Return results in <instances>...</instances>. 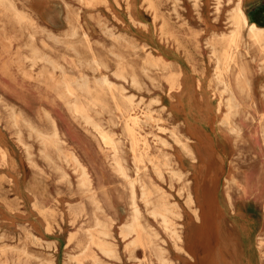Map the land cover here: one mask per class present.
Instances as JSON below:
<instances>
[{
	"label": "rangeland",
	"instance_id": "1",
	"mask_svg": "<svg viewBox=\"0 0 264 264\" xmlns=\"http://www.w3.org/2000/svg\"><path fill=\"white\" fill-rule=\"evenodd\" d=\"M7 1L13 2L15 9L11 4H0V264H145L141 252L136 258L129 257L124 250L126 238H120L119 225L128 217V208L119 199L124 187L113 181L115 174L102 156L108 148H98L96 129L85 133L83 125L70 118L47 77L52 70L59 76L61 67L67 73L80 69L92 85V78L102 72L117 87L121 83L113 75L117 63H123L127 70V65L132 66L140 79L141 89L126 84L125 91L142 110L151 109L154 119L139 133L160 164L166 162L162 181L155 178L148 161L144 170L170 195L169 202L178 205L179 217L173 221L186 240L181 248L194 260L181 263L185 258L171 250L170 241L143 208L141 222L164 240L163 246L175 264H264V39L251 41L244 27L237 47L230 48V74L239 103L232 120L240 127L238 136L219 125L215 113L219 87L211 78L213 61L209 58L213 56L208 42L233 27L226 18L236 0H220L217 13L215 0ZM241 6L248 20L264 28V0H241ZM14 11L30 14L34 19L31 25L28 20H17ZM162 18L167 20L163 30ZM32 53L38 57L44 54L41 58L48 62L28 66L25 58ZM147 54L156 62L159 57L166 60L168 70L149 65L148 76L142 74ZM93 55L109 69L92 64ZM25 71L31 76L26 77ZM97 92L103 102L88 113L101 128L115 130L117 146L126 157L131 145L141 143L134 132L124 131L109 92L102 87ZM10 108L43 134L51 130L44 120L46 112L50 113L59 126L64 149L83 153L93 183L100 185V200L115 209L109 218L99 217L100 221L107 223L118 217L120 223L114 221L96 232L90 199L78 194L75 178L73 184L67 183L69 178L62 181L52 164L38 156L35 131L21 123V138L33 145L34 165L25 159L17 141V127L11 125ZM137 116L143 119L140 112ZM176 137L186 143L188 154L179 150ZM131 158H126L128 165ZM168 167L181 172V178H171ZM67 171L71 174L70 168ZM181 187L182 195L177 197ZM207 189L211 194L203 201ZM185 192L191 196L189 207L182 204ZM105 212L104 208L102 215ZM104 231H108L110 242L119 244V258L98 254L97 263H93L92 257L81 256L80 245L89 238L88 232L98 241ZM139 241L145 254L159 244L144 233Z\"/></svg>",
	"mask_w": 264,
	"mask_h": 264
},
{
	"label": "bare ground",
	"instance_id": "2",
	"mask_svg": "<svg viewBox=\"0 0 264 264\" xmlns=\"http://www.w3.org/2000/svg\"><path fill=\"white\" fill-rule=\"evenodd\" d=\"M143 1H149V0H142V3ZM18 2L20 1L18 0ZM214 2L215 4L213 9L217 13L220 10L219 7L220 0H215ZM0 4L3 5L6 4L9 7L11 4L13 6V2H8L7 0H0ZM13 7L15 9V6ZM13 7L11 8L12 10ZM234 7L235 8L231 11L230 15L228 17L226 16L227 22L232 24L233 27H230L228 32L221 33L219 38H215V39L211 38L210 39L211 41L210 43L208 42V44H210L211 46L210 56H213L212 58H209L210 60L212 59L213 61L212 69H211V73H212L211 78L215 86L219 87L218 89L219 101L215 112L216 118L220 126H222L223 128H227L228 130L234 132L238 136L240 127L237 125V122L235 120H232L233 115L236 113L239 107V103L236 97L235 89H233L234 86L231 80L233 74H230L231 72H230L229 62L230 60H232L230 48L237 47V44L240 40L241 31L244 27L247 30V37L255 43L262 41V39H264V28L259 27L257 23L248 20L243 7L241 6V0H236ZM14 17H16V19L19 21L28 20L30 25L34 20L30 14L24 15L16 11H14ZM130 21H132L133 24L137 23L133 19ZM166 24H167V20L165 18H162L160 29L162 28L163 30V27L166 26ZM73 32H75L74 29L72 30V36H74ZM51 37L50 38L52 40L54 36ZM54 39L56 38L54 37ZM119 39H121L122 42L126 44L129 43L123 37H119ZM55 42L56 40H54V43ZM30 45L33 47L34 42L33 45L32 44ZM216 45L217 46L220 45V47L217 48ZM29 50H30L29 53H31L32 49L30 48V46H29ZM36 52L38 53V50ZM40 55H42L41 57L45 56L42 53ZM41 57L36 56V53H32V55L26 57L25 60L29 62L28 66L30 65V67H33L39 61H42V63L43 61H46L47 58L43 59ZM145 58L146 59L141 68L142 74L148 76L146 72L149 68V65H154V66L160 65L159 66L160 68L168 70L166 68V64H164V62L166 63V60H164L163 58L159 57L157 59L158 62L153 61L154 59H152L149 54H147ZM90 60L92 64H94L96 67L102 66L103 69H109V66L107 64L101 65L99 63L98 59H96V55H93L90 58ZM47 62L48 60L45 63ZM127 67L128 70L126 69V66L123 63H117L116 69L113 71V75H115L118 79L121 80V83L117 85V87L112 81H109L108 76L102 72H100V77L94 76V78H92L93 79L92 85H90V79H89L90 77L87 76L80 69H77L76 72L74 73L73 72L67 73L66 69L61 67L60 70L58 69L59 76L53 74L52 72L53 70H52V71H48L47 77L52 82L53 88L56 89L58 98L61 101H63L65 105V109H67V111L69 112L70 118H72V120H74L76 124L81 126L83 125L82 127L86 129L84 130L85 133L91 131L92 129H96L98 148H100L101 150L102 148H108L107 153H103L102 156L105 158L111 173L115 174L113 181L122 184L124 187V191L120 193L119 199H123V201H125V205L128 208V217L125 219V221H123L121 225H119L120 227L119 231H120V238L123 239L126 238V241H123V243L125 244L124 250L127 252L129 257L136 258V254L141 252L146 257L145 264H175V261L172 260L168 254L169 251H167V249L163 246L164 240H161L160 238L157 237L158 233L154 229L148 227V225L144 226V224L141 222V218L143 217V211H142L143 208V210H145V212H147L150 215L152 221H155L156 224H158L162 235L168 238V240L170 241L171 250L173 252L181 254L182 257L185 258L184 261L182 258L181 263H184L186 260L189 261L194 260L193 255H190V253H186L181 248V243L182 242L185 243L186 240L180 237L179 231L176 227L177 224L175 221H173L175 218L179 217L178 205H176V202L174 203L169 202L170 195L164 189H161L159 186H156L153 179H151L149 174L146 173V170H144L145 162L148 161L151 166V172L154 174L155 178L162 181L163 179L162 166L166 167V162L164 161L161 162L160 164L158 158L156 156H153L149 152L148 149L149 146L146 140H144V138H142L141 134L139 133L143 129L144 125H147L148 124L147 122L153 120L154 118L151 116V109L149 107L143 108L142 110L139 105L134 103L132 96L126 94L125 91L126 88L124 86L126 84L134 86L138 90L141 89L140 79L138 75H136V73L134 72L133 67L129 65H127ZM240 74L241 73H238L236 75V81L240 77ZM24 75L26 77L31 76L30 71L28 72L25 71ZM40 75L41 74L39 73L38 76ZM101 87L105 88L109 92L111 99L114 101L115 108L120 112L119 118L121 123L124 124V131L126 133H128V131L134 132L135 133L134 137L137 140H139L141 143L138 146L131 145L128 148V156L133 157L129 159L131 160V165H128L130 162L126 160L128 156L125 157L121 155L122 150L120 147L117 146L115 139V136L117 137V133L115 132V130L110 131L101 128L100 125H98L96 122H94L91 119V116L88 113L89 109L94 108V106L97 105L98 102L100 104L103 102L97 92V90ZM105 105L106 104L104 103L103 107ZM12 110L11 112L13 115L11 114L12 116H10L11 125L17 127V131H16L17 141L21 145L22 151L25 155V159H27L29 163L34 165L33 153L31 151L33 145L32 143H28L27 140L21 138L20 136L21 123H24V125L28 127L27 129H29V131L30 129L32 131H35L34 133L35 142L38 144V150H37L38 156L41 159H44L52 164L53 168L58 171L62 181H64L65 178H69L70 180L67 181V183L73 184L72 178H75L76 179L75 187L76 190L78 191V194H81L82 198H85L87 200L90 199L88 201V205H90L93 210L92 221L94 223L93 226L97 227L96 232L98 231L99 227H102L104 225L110 226L111 223L114 221L120 223L118 217L115 220L110 219L107 223H102L100 221L99 217L109 218V215L114 213L115 209L114 208L112 209V207L110 209L105 200L103 201L100 200L99 194L102 196V194L99 192L100 185L98 182L96 184L93 183V177L91 176V172L89 169L90 167L88 166L89 161L86 159V161L88 162L87 163L85 159L82 158L81 155L82 152L78 154L76 150L74 152L64 149L63 146L64 142L60 137V132L58 129L59 126L56 124L55 121H53L52 117L50 116V113L46 112V115L44 116V120L45 122H47L48 126H50L51 130L50 132L43 134L40 131L34 129V126L30 124L31 122H28V120L22 118L21 113L14 112ZM138 112H140V114L143 115L142 116L143 119L137 116ZM37 121H39V119H37ZM154 122L156 124V120ZM86 126H90V128ZM261 137L264 139V127L262 128L261 131ZM176 140L177 143H179L180 145L179 150L184 154H188L189 150L186 146V143L182 142L178 137H176ZM160 142H162V144H166L164 140H161ZM99 143L101 144V146ZM166 158L167 157H165L164 160H166ZM67 168H70L71 174H69ZM167 172L170 173L171 178L176 177L177 179H180L182 175L181 172H176L174 168L171 169L170 167L167 168ZM113 181L111 183H113ZM168 187L171 188L170 183ZM182 189H183L182 187L177 189L176 191L177 197L182 195L181 194ZM209 193L211 194L210 189H207L205 191V194L203 193L202 195L203 201L206 199ZM190 197L191 196L189 192H185V195L183 197L184 200L182 204L189 207L191 203ZM104 208L107 211L105 212L107 213L105 216L102 215ZM78 211L79 209L76 208V213H78ZM193 212L195 215V210H193ZM17 226L19 225L17 224ZM27 231L28 230H26V232ZM143 233L159 241V244H154L151 247L149 253L147 254L144 253L143 248L140 245V241H139V237ZM107 236H108V231L107 232L104 231L102 236L99 237V240L96 241L94 239H91L92 234L88 232L86 237L89 238L81 243L80 245L81 252L79 254H81V256L92 257L93 263H97L98 254L104 255L110 259L119 258L117 255L119 244H117L116 242L114 243L110 242L109 239H107Z\"/></svg>",
	"mask_w": 264,
	"mask_h": 264
}]
</instances>
